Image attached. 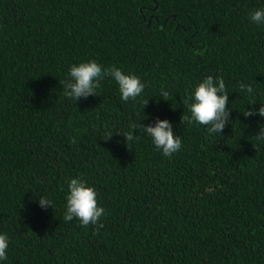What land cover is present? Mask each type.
Returning <instances> with one entry per match:
<instances>
[{
    "label": "trees",
    "instance_id": "1",
    "mask_svg": "<svg viewBox=\"0 0 264 264\" xmlns=\"http://www.w3.org/2000/svg\"><path fill=\"white\" fill-rule=\"evenodd\" d=\"M259 8L264 0H0V264H264V141L254 137L264 117L243 115L264 103V25L249 18ZM89 60L138 75L143 93L125 102L106 77L97 95L69 99L60 81ZM209 75L229 94L221 134L181 124ZM157 118L182 138L171 157L134 127ZM130 130L138 138L127 144ZM72 178L105 209L98 233L64 220Z\"/></svg>",
    "mask_w": 264,
    "mask_h": 264
},
{
    "label": "clouds",
    "instance_id": "2",
    "mask_svg": "<svg viewBox=\"0 0 264 264\" xmlns=\"http://www.w3.org/2000/svg\"><path fill=\"white\" fill-rule=\"evenodd\" d=\"M249 18L251 22L257 25H264V8L253 9L249 13ZM106 77L113 79L118 84L121 99L125 102L136 100L145 89V85L138 75L125 74L122 69L115 65L104 67L96 60L81 62L78 65L73 64L69 69L68 78L60 81V84L63 85L66 97L79 101L81 98L86 99L89 96L97 95L96 90ZM239 88L241 92L246 91L250 95L254 92L251 85H246L243 82L239 84ZM160 95L167 100L169 92L161 89ZM148 101L145 102V106ZM184 103L188 106L190 115L184 113L181 116V124H187L191 127L195 122L205 126L208 134L212 135L221 134L229 123L231 115V109L228 108L229 94L222 77L214 79L211 75L207 76L195 86L194 92ZM255 103L253 101L250 104L254 105ZM260 104L259 109L246 110L243 115L245 117H252L253 115L264 117V103ZM134 127L142 128L143 132L151 137L156 149L162 151L166 157H171L182 147L181 136L174 134L173 125L167 119L157 118L153 124L145 126L140 123ZM120 134L125 137L127 144L138 138L134 136L131 130ZM112 135L111 132H107L104 140H110ZM254 137L264 141V126H261L259 134ZM72 142L75 143V139ZM68 189L64 220L70 222L75 218L85 228L89 225H95L98 233L99 229L103 227L101 218L105 214V209L99 205L95 189L82 178L70 179ZM39 206L46 209L48 206L53 207V204L47 197L41 196L39 197ZM8 247L7 233L0 234V261L7 260Z\"/></svg>",
    "mask_w": 264,
    "mask_h": 264
}]
</instances>
